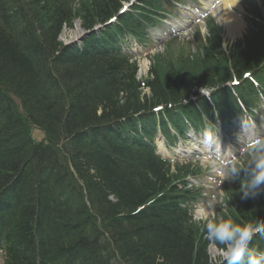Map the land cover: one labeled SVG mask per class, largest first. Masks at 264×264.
<instances>
[{
    "label": "trees",
    "instance_id": "obj_1",
    "mask_svg": "<svg viewBox=\"0 0 264 264\" xmlns=\"http://www.w3.org/2000/svg\"><path fill=\"white\" fill-rule=\"evenodd\" d=\"M123 1L0 0L4 264H219L210 247L221 246L189 213L193 191L180 187L191 170L178 166L173 173L153 151L133 146L139 124L133 115L162 105H178V114L171 112L177 118L189 107L206 109L199 88L215 90L222 115L234 113L237 102L224 100L233 79L241 81L240 100L251 107L258 89L243 75L256 74L264 86V27L230 52L214 35L204 52L157 55L141 82L120 42L129 33L147 39L139 37L136 17L151 25L156 5L140 0L150 4L120 15ZM115 16L118 21L108 23ZM77 20L88 31L105 28L87 35L82 48L66 46L59 37ZM143 83L149 94L141 92ZM191 93L197 102L188 101ZM32 124L46 132L48 144L32 139ZM228 191L230 208L220 221L264 222V193L241 199L240 181ZM249 247L264 252V237L254 235Z\"/></svg>",
    "mask_w": 264,
    "mask_h": 264
},
{
    "label": "clouds",
    "instance_id": "obj_2",
    "mask_svg": "<svg viewBox=\"0 0 264 264\" xmlns=\"http://www.w3.org/2000/svg\"><path fill=\"white\" fill-rule=\"evenodd\" d=\"M252 149L247 162L235 157L222 161L223 180L240 181L241 199L264 193V138L250 144ZM215 205L206 202L194 207L193 218L203 222L207 239L221 246L219 264H264V252L249 247L254 235L264 237V222L236 224L232 221L213 222L210 219Z\"/></svg>",
    "mask_w": 264,
    "mask_h": 264
},
{
    "label": "rangeland",
    "instance_id": "obj_3",
    "mask_svg": "<svg viewBox=\"0 0 264 264\" xmlns=\"http://www.w3.org/2000/svg\"><path fill=\"white\" fill-rule=\"evenodd\" d=\"M77 1L81 2L82 0H77ZM79 2H76L75 4L77 5V4H79ZM78 30H79L80 34H78L77 37L81 41V39L84 38V36L87 34V31H85V29L83 30L79 24H76V27H73L72 29L66 28L64 30V32L62 33L61 41H64L65 43L69 44L70 42H72L71 38L73 37V35H75L74 32H76ZM239 37H241V36H239ZM80 41H77V42L79 43ZM131 42H133V44L135 43V41H131ZM146 45H147L148 49H145L144 53H146L148 55H144V56L145 57L147 56V58L150 59L149 56L153 55V53L155 52V48H153V46H150L148 44H146ZM180 47L182 48V51H178L177 49H174V50H171V52L164 53V54L167 57H169L172 54L174 56L173 58H175L181 52H185L188 46H186V47L180 46ZM192 55H194V54L192 53ZM144 56H142L143 59L141 58L142 59V61H141L142 65L140 66V72H139V78L141 76L142 80L147 79V77H148V71H147L148 66L144 67V65H143V62H145ZM149 61H150L149 65H151L152 59H150ZM192 61H194V60H192ZM191 64L194 67H196L195 62H191ZM198 67H199V64L197 65V68ZM194 71L195 70H193V72ZM146 87H147V85H144L142 87L141 92L144 91L145 93H148L149 90L146 89ZM263 118H264V113L262 112L261 117L257 116V119L254 122L253 121L252 122H249V121L245 122L244 121V123H242L241 125L244 127L249 125L252 128V130L253 129L256 130V133H257V135L260 136V138H264V119ZM239 129H240V126H239ZM240 131H241V129H240ZM38 135L40 138L43 137L40 132H38ZM35 136H36V138H38L37 134H35ZM243 141L245 142L246 140L244 138V134L241 133V134H238L237 138H235L234 140L230 139V138L227 139L226 144L228 145L229 143H232V145L234 147L243 149L242 148L243 147V145H242ZM202 164L208 170L206 172H204L202 175H200L199 178L190 179L191 182L195 181L197 184L203 186L202 190L204 193V197L199 200L197 205H203L206 202H211L213 205H215V207L212 211L210 219H214V220L218 219L220 221L221 216L217 217L216 215L218 214V212L220 210H223L226 208V202L224 200L225 192L223 191V183L226 180H223L224 171H223L222 166H221L222 162L215 159V158H210V157L205 158L204 157V158H202ZM202 224H204V223H202ZM202 224L200 226H202ZM220 252H221V250L219 248H216L213 245L210 247V255H211V258L213 259V261L215 263L219 262L220 259L222 260Z\"/></svg>",
    "mask_w": 264,
    "mask_h": 264
},
{
    "label": "bare ground",
    "instance_id": "obj_4",
    "mask_svg": "<svg viewBox=\"0 0 264 264\" xmlns=\"http://www.w3.org/2000/svg\"><path fill=\"white\" fill-rule=\"evenodd\" d=\"M236 4L237 8L240 9V3L237 0H229L226 2V8L224 10V13L220 16V21L224 23L226 27V33H228V36L232 39L242 32L244 28V22L242 19L236 15V13L231 9V6H234ZM75 35L71 38L77 39L78 34H80L79 30L74 32ZM144 67L148 66L147 63H143ZM152 147H150L151 149Z\"/></svg>",
    "mask_w": 264,
    "mask_h": 264
},
{
    "label": "snow or ice",
    "instance_id": "obj_5",
    "mask_svg": "<svg viewBox=\"0 0 264 264\" xmlns=\"http://www.w3.org/2000/svg\"><path fill=\"white\" fill-rule=\"evenodd\" d=\"M115 19V18H114Z\"/></svg>",
    "mask_w": 264,
    "mask_h": 264
}]
</instances>
